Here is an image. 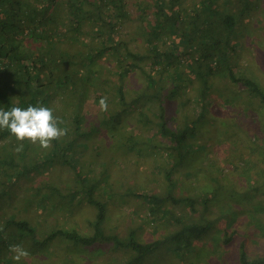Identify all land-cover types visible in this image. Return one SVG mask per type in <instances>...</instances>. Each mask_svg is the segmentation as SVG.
Masks as SVG:
<instances>
[{"label":"rangeland","instance_id":"1","mask_svg":"<svg viewBox=\"0 0 264 264\" xmlns=\"http://www.w3.org/2000/svg\"><path fill=\"white\" fill-rule=\"evenodd\" d=\"M196 1L179 0L186 10L183 13L193 9ZM135 2L143 5L136 9ZM152 2H129V18L119 29L132 47L129 36H135V49L142 52L146 49L137 33L136 14ZM214 2L223 6L222 0ZM243 2L246 8L235 30L230 36L223 35L224 42L230 39V44L223 45L217 70L203 76L208 79L205 96L199 92V74L192 69L195 56L182 54L176 47L180 35L167 31L161 36L164 50L167 54L173 51L176 58L171 62L164 58L155 65L148 57L141 59L140 65L148 70L163 68L166 63L172 70L162 71L156 86H148L146 73L138 67L130 72L122 85L127 100L146 90L150 96L137 97L134 104L122 109L119 122L122 114H116L115 128L102 123L121 103L114 90L116 75L106 71L112 64H106L104 57L94 65L104 88L91 86L88 95L80 91L84 102L74 110L67 108L72 102L66 103V97L53 102L56 112L65 108L72 116H82L81 124L68 127L65 136L73 140L66 151L71 153V164L39 167L10 185L11 197L0 195V264H125L129 250L116 245V237L124 240L130 232L140 242L160 240L138 264H240V246L249 259L264 255V105L223 71L232 59L235 74L253 78L264 91V0ZM147 9L152 13L151 7ZM85 35L94 36L92 31ZM160 84L159 95L153 96L151 91ZM46 88L51 90L54 84ZM101 97L107 98V111L99 108ZM161 105L171 133L187 127L186 140L180 144L185 157L178 166L172 163L165 137L156 130ZM42 151L33 144V157L44 154ZM1 179L0 187L12 180L3 174ZM89 185L103 205L101 227L110 238H97L85 245L56 235L39 245L31 237L8 240L1 228L11 215L33 224L37 238L57 228L90 235L96 209L85 197ZM72 191H77L73 197ZM153 196L165 197L164 203L148 200ZM181 198H189L191 203ZM181 221H206L212 226L190 244L164 239ZM17 246L28 256L14 259Z\"/></svg>","mask_w":264,"mask_h":264},{"label":"trees","instance_id":"2","mask_svg":"<svg viewBox=\"0 0 264 264\" xmlns=\"http://www.w3.org/2000/svg\"><path fill=\"white\" fill-rule=\"evenodd\" d=\"M132 1L0 0V109L42 105L54 110V115L64 122L62 127L68 128L78 122L81 124L82 116L79 118V113H74L72 116L65 108L56 112L51 105L57 98L66 97V103L72 102L71 107L67 108L74 110L84 102V99H81L82 94H78L80 91H86L88 95L91 86L104 88V80L102 79L101 86L100 76L94 68L97 61L104 57L106 64H112L106 68V71L114 72L116 75L114 90L121 102L116 106L117 112L115 107L105 120L102 119L103 124L113 129L124 114L122 109L134 104V101L138 100L137 97L150 96L146 94L150 91L146 90L127 100L125 86L122 85L130 72L138 67L146 73L148 86L150 84L156 86L162 71L172 70L166 63L163 68L151 67L148 70L140 65V60L148 57L153 59L155 65H159L164 58L170 62L176 58L173 51L167 54L164 50L165 42L161 36L167 31L180 35L176 47H179L182 54L191 52L195 56L196 65L192 66V69L196 70L195 74H199L201 83L199 92L201 96H205L208 79H203V76L212 75L217 70L216 67L221 62L223 45L225 42L230 44V39L224 42L223 35L230 36L235 30L246 8L243 4L244 0H222V7H218L214 0H197L193 9L186 12L187 14L183 13L186 10L180 5L179 0H153L148 6L144 4V12L136 14L139 25L137 33L144 42L143 48L149 52L135 49V36H129L133 47L125 36L121 37L119 29L129 18L128 6ZM134 4L133 7L136 9L143 5L139 2ZM148 7L152 8V13L148 11ZM86 31H92L94 36L86 37ZM184 37H186L185 43L180 45ZM85 40L90 42L86 44ZM160 43L163 44L161 48ZM231 60H228L223 71L227 70V76L231 81L246 86L248 91L259 97L264 105L263 89L253 78L235 74V64L231 67ZM153 73H158V76L154 78ZM51 83L54 84V88L50 90L46 86ZM160 87L161 84L156 91H151L153 96L159 95ZM160 107L156 130L165 137L169 144L168 153L172 163L178 166L185 157L180 144L186 140L187 127L171 133L162 118V105ZM118 113L122 115L116 122ZM72 141H68L66 137L53 141L50 148L42 149L44 154L33 157L31 153L33 144L26 140L22 142L23 150L18 152L20 156H17L15 149L21 142L17 141L8 130L0 129V178L3 174L12 179L9 185L3 184L0 187V195L6 194L11 197L10 185L23 176L27 177L28 173L39 167L53 164L70 165L71 153L66 151ZM0 182L3 183V180L1 179ZM93 190L92 185L84 189L85 197L96 209L92 221L93 232L90 235L57 228L37 238L33 224L27 219H17L11 215L5 218L1 228L9 236L8 240L21 239V237L23 240L31 237V241L39 245L47 243L56 235L74 244L85 245L92 244L97 238H110L111 234H104L102 231L104 208L93 195ZM76 193L77 191H72L71 196ZM148 200L162 205L165 197L153 196ZM181 200L191 203L189 198H181ZM210 225L212 226V223L206 221H181L176 230L166 233L163 238L167 241L185 240L190 244L193 238L206 232ZM159 244L160 240L140 242L133 232L121 241L116 237V245L128 249L131 253L129 255L127 252L129 259L125 264H138L144 255L153 252ZM239 261L240 264H264V255L249 259L245 249L240 246Z\"/></svg>","mask_w":264,"mask_h":264},{"label":"clouds","instance_id":"3","mask_svg":"<svg viewBox=\"0 0 264 264\" xmlns=\"http://www.w3.org/2000/svg\"><path fill=\"white\" fill-rule=\"evenodd\" d=\"M106 97L99 100L101 111H107ZM64 122L54 115V110L47 106L28 105L26 108L13 106L9 110L0 109V129H6L19 142L16 151L24 148L23 141L38 144L42 149H48L53 141H58L68 134V128L62 127ZM14 259L27 257L28 252L20 247H14Z\"/></svg>","mask_w":264,"mask_h":264}]
</instances>
